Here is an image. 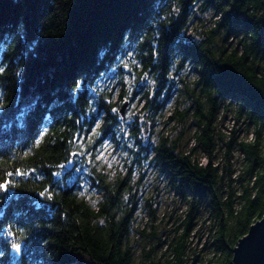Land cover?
Masks as SVG:
<instances>
[{"label":"trees","instance_id":"16d2710c","mask_svg":"<svg viewBox=\"0 0 264 264\" xmlns=\"http://www.w3.org/2000/svg\"><path fill=\"white\" fill-rule=\"evenodd\" d=\"M124 63L136 77L127 138L111 111L129 89ZM0 67V177L34 170L0 193V264L13 242L24 264L69 253L81 264H231L264 212V0H0ZM114 69V90L93 96ZM102 146L111 167L96 159Z\"/></svg>","mask_w":264,"mask_h":264},{"label":"snow or ice","instance_id":"6c2138e0","mask_svg":"<svg viewBox=\"0 0 264 264\" xmlns=\"http://www.w3.org/2000/svg\"><path fill=\"white\" fill-rule=\"evenodd\" d=\"M174 12H178V9H173ZM233 23V21L228 17V16H224L221 20H220V25L221 26H231ZM21 39H23V36H21ZM22 56L27 55V50L23 51L21 53ZM131 54L129 53V56ZM132 64H135V61H131ZM138 66V65H137ZM124 69L131 73L132 69L129 66V63H124L123 64ZM4 71V69L2 67H0V73H2ZM17 75L19 76L20 73H17ZM141 80L146 79V77H141ZM105 80H107L108 82H105ZM112 80V77L110 75L107 74H101V79L98 83H93L90 87H89V91L93 96H99V91H103V90H107V91H113L114 89L110 86V82ZM136 80L135 76H132L131 80H129L127 77L124 78V83L131 85L134 81ZM103 83V88H100V84ZM82 85H83V81L82 80H77L75 82V88L80 90L82 89ZM99 89V91H98ZM132 96V92H131V87H129L127 93L125 94L124 99L121 101V103H128L129 97ZM107 103H111L110 100L106 101ZM133 107H135V105H133ZM4 108L3 104H0V109ZM93 112L96 111L95 108L92 109ZM112 113H117L118 109L117 108H112L111 109ZM26 114V110H22L21 112V116ZM130 115H133V113H130ZM98 129H100V123H96V126L93 127L91 129L92 132V137L89 139H94L96 137H99L101 135L100 131H98ZM47 129H44L42 132H40L39 136L36 137L34 139L33 145L32 147H39L41 144V141L43 140V137L46 133ZM27 154V153H26ZM84 154L83 152L80 153H73V155H82ZM97 160H105V162L108 163L109 167H111V162L107 161V157H105L103 155V153H101L100 155H98L96 157ZM60 167H63V165H60ZM30 171H34L33 169H28V170H24L21 168H16L14 172H6L5 175L3 177H0V193H7L8 190L10 188L15 187V183L10 179L11 176L16 175V176H27L29 174ZM53 175H56V173H53ZM37 179H39V177H37ZM48 190L45 189L44 191H42L40 193V195L43 197L45 195V193ZM51 198V195L49 194V199ZM8 236H12L13 233L11 231L7 232ZM12 250L14 253L19 254L21 252V246L18 243L13 242L12 245ZM63 264H81V262L77 259L76 256L72 255L71 253L67 254L64 258H63Z\"/></svg>","mask_w":264,"mask_h":264},{"label":"rangeland","instance_id":"374dc122","mask_svg":"<svg viewBox=\"0 0 264 264\" xmlns=\"http://www.w3.org/2000/svg\"><path fill=\"white\" fill-rule=\"evenodd\" d=\"M213 12H208V13H205V14H198L197 15V19L198 20H201V21H206V22H210V20L213 18V16H210L211 14H212ZM213 19H215V18H213ZM212 19V20H213ZM198 25H200V24H198ZM193 27L191 26L190 27V30H189V33L191 34V33H193L194 32V30L192 29ZM196 39V38H195ZM129 58H132V56L130 55L129 56ZM122 62H124L123 60H122ZM122 70H124L125 71V73L124 74H122L121 75V77H120V80H122V81H124V78L125 77H127L129 80H131V78H132V74L131 73H129V72H127L125 69H124V67H122ZM116 74H117V69H114V70H112L111 71V75L110 76H112V77H115L116 76ZM147 79H144V80H142L140 83H139V85H149L150 83H151V81L149 80L147 83ZM126 84V83H125ZM129 87H135V83L133 82L131 85H129V84H127ZM122 104L123 103H120V105H119V108H118V112H117V114H118V116H119V118L120 119H122L121 117H120V114H119V110H120V107L122 106ZM133 105H135V103H127L126 104V107H125V109H126V112H125V117H124V120L123 121H121V122H124V124L122 125V131H121V133L123 134V136H125L126 138L128 137V135H129V127L126 125V124H130L131 122H132V119H133V116H134V112H136L137 110H136V106L135 107H133ZM142 108V104H139L138 105V110L139 109H141ZM130 113H133V115H130ZM222 125H220L221 126V132H223V134L226 136V137H228V135H230V132H231V129H232V127H233V124H234V119H233V117H232V115L231 114H229L228 116H226L225 117V119H224V121L221 123ZM243 128V126H241L240 127V130ZM155 130V129H154ZM160 130H162V131H167V129H163V127L161 128L160 126L155 130V132H158V131H160ZM142 131H143V129H142ZM163 133V132H162ZM90 135H92V132L90 131V133L87 135V137L88 136H90ZM148 135V129H147V126H146V128H144V136H147ZM244 137V133H239V138H243ZM152 138H154V134L152 133ZM251 138V136L250 135H248V140ZM101 144H107L106 142L105 143H101ZM190 144H192V142L190 143ZM104 148L105 149H109V151L108 152H106V153H104L103 155L104 156H106L107 157V159L109 160V162H112L113 160H114V157L113 156H111V149L109 148V147H107V146H102L101 147V152H100V154L102 153V151L104 150ZM117 155V153L114 155V156H116ZM105 161V160H104ZM76 173H77V169H76V167H73V169L69 172V176L66 178V182L68 183V184H70L74 179H75V177H76ZM66 175L67 173H65L64 172V167L61 169V177H62V175ZM82 184H83V187H87L88 188V186H90V184H87L86 185V183L85 182H82ZM94 192L92 191L91 193H90V195L91 194H93ZM158 200H159V204H160V207H159V213L161 214L162 212H163V209H164V200H165V195H164V192L162 191L161 192V194L159 195V197H158ZM165 211V210H164ZM141 218H143V215H141L140 213H139V215H138V218H137V222L139 223L140 222V219ZM240 239V238H239ZM238 241V240H237Z\"/></svg>","mask_w":264,"mask_h":264},{"label":"water","instance_id":"95a60500","mask_svg":"<svg viewBox=\"0 0 264 264\" xmlns=\"http://www.w3.org/2000/svg\"><path fill=\"white\" fill-rule=\"evenodd\" d=\"M125 107L126 104L123 103L119 110L122 119L125 117ZM73 167L70 158L64 165V172L69 173ZM231 264H264V212L236 242L232 249Z\"/></svg>","mask_w":264,"mask_h":264},{"label":"bare ground","instance_id":"6f19581e","mask_svg":"<svg viewBox=\"0 0 264 264\" xmlns=\"http://www.w3.org/2000/svg\"><path fill=\"white\" fill-rule=\"evenodd\" d=\"M203 14H205V13H203ZM203 27L205 29H207V27H209V25L205 24V25H203ZM198 30H200V29H198ZM71 158H72V163H75V161H76L75 158H73V157H71ZM24 261H25V259L20 255V253L19 254L14 253L13 255L10 256V264H24Z\"/></svg>","mask_w":264,"mask_h":264}]
</instances>
